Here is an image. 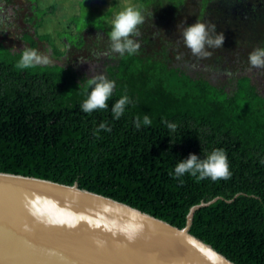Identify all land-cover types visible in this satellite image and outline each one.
<instances>
[{"label":"trees","instance_id":"16d2710c","mask_svg":"<svg viewBox=\"0 0 264 264\" xmlns=\"http://www.w3.org/2000/svg\"><path fill=\"white\" fill-rule=\"evenodd\" d=\"M151 1H145L139 35L133 36L143 41L138 51L103 63L106 78L116 81L106 109L81 110L88 91L84 85L94 76L73 65L83 63L79 58L101 61L100 46L81 53L85 39H65L70 46L65 43L60 51L50 44L51 54L65 66L35 63L19 69L21 53L36 47L34 36L22 28L19 39L28 47L0 52V171L77 182L178 227L185 225L192 205L215 198L194 210L190 232L236 264H264V94L251 75L241 73L251 70L264 78V68L248 61L250 52L264 47V0ZM0 2L6 9L12 3L18 22L35 19L13 0ZM40 4L34 7L42 14ZM153 15L159 17L155 26ZM239 16L244 17L242 32L226 36ZM194 22L204 23L212 37H224L219 47L205 45L210 56L193 55L184 43L182 32ZM34 32L38 41L48 39ZM192 66L239 74L233 84L227 81L232 76L225 77L222 83L234 85L228 92ZM122 95L130 103L114 119L111 106ZM145 115L150 125L142 123ZM137 117L140 128L133 123ZM164 120L176 124L175 131ZM101 122L109 130L99 129ZM216 148L227 154L229 178L170 175L189 153L206 158Z\"/></svg>","mask_w":264,"mask_h":264},{"label":"water","instance_id":"95a60500","mask_svg":"<svg viewBox=\"0 0 264 264\" xmlns=\"http://www.w3.org/2000/svg\"><path fill=\"white\" fill-rule=\"evenodd\" d=\"M77 182L0 171V264H236L190 232Z\"/></svg>","mask_w":264,"mask_h":264},{"label":"rangeland","instance_id":"374dc122","mask_svg":"<svg viewBox=\"0 0 264 264\" xmlns=\"http://www.w3.org/2000/svg\"><path fill=\"white\" fill-rule=\"evenodd\" d=\"M16 4L21 5L22 10H26L27 13H34L35 19L26 24L24 22H18L19 19L18 12L12 18L11 13L13 12L12 3L7 5L6 3L0 2V39L3 40V43L9 47H3L4 44L0 45V52L3 54L11 53L13 51H18L20 48L28 47V43L21 41L19 39L20 30H28L36 40V47L32 50H35L37 54L41 57V61L37 63H57L65 66L63 60L55 58L51 54V45L53 44L59 51L63 47V44L66 43V40L75 39L79 35H82L86 38L85 45L82 46L78 51L85 52V47L95 48L100 46L103 51L99 54L103 55L100 60L88 61L79 58L83 63L80 65L76 60L73 65L88 76H96L98 74H103L105 77V65L114 64L119 60L120 54L114 52L111 48V41L108 33L110 32V21L114 14L123 10L125 7L132 6L138 11L143 10L145 1L149 2L150 0H13ZM3 2V1H2ZM154 0L151 1L153 3ZM35 3L42 4L44 9L42 14L36 12ZM40 4V5H41ZM147 5V4H146ZM21 14V12H19ZM158 18L155 15L151 17V25L155 26L158 24ZM11 22V23H10ZM36 24V28L33 26ZM38 31L42 35L48 36V39L43 41L36 38L34 30ZM84 31V34H83ZM154 34V33H153ZM151 35V34H150ZM45 37H43L44 39ZM46 39V38H45ZM66 39V40H65ZM135 41L143 43L140 38ZM69 45V43H66ZM70 46V45H69ZM31 49V48H30ZM80 53V54H81ZM74 56H71V59L74 60ZM104 63V64H103ZM191 71H201L203 76L206 78H212L214 84L224 85L228 92H231L232 86L227 83H222L226 80L225 77L232 79H227L230 84H233V78L239 74V71L235 70L229 75L217 72H209L207 68H197L192 66ZM185 70L189 72V69L186 67ZM241 73H246L251 75V81L256 86L258 92L264 94V78L260 74H252L251 70H241ZM235 80V79H234Z\"/></svg>","mask_w":264,"mask_h":264},{"label":"clouds","instance_id":"9594fccd","mask_svg":"<svg viewBox=\"0 0 264 264\" xmlns=\"http://www.w3.org/2000/svg\"><path fill=\"white\" fill-rule=\"evenodd\" d=\"M142 21L143 16L140 11L132 6L125 7L123 10L114 14L110 21V32L108 33L111 41V48L114 52L123 56L125 53L133 55L138 51L140 45L138 41L133 39V36L139 35L137 26L141 24ZM79 36L86 40L82 35ZM182 36L185 45L190 48L192 54L203 57L211 55V52L206 50L205 45L209 47H219L222 45L224 39L222 34L212 37L205 24L201 22L188 24L184 28ZM76 38L77 37H75V39L70 38V40L74 41ZM40 61L41 57L35 50L26 49L17 60L16 67L19 69H26L33 67L35 63ZM248 61L252 67L264 68V47H258L250 52ZM115 86L116 81L107 79L103 74H98L88 79L84 85L85 89H88V91L86 92V98L80 104L81 110L85 113H90L95 109L108 108L107 102ZM129 103L130 99L127 95L120 96L111 106L113 118L119 119L124 112L125 106ZM133 123L136 128L141 127L139 117L135 118ZM142 123L144 125H150L152 121L149 116L145 115ZM163 123L172 131H175L177 127L176 124L169 123L167 120H164ZM98 128L109 130L104 122H101ZM186 173L198 180L204 178H210L212 180L229 178L231 172L229 170L228 157L225 150L222 148L213 149L206 158H201L196 153H189L186 158L176 163L174 171L170 173V175L180 178Z\"/></svg>","mask_w":264,"mask_h":264},{"label":"flooded vegetation","instance_id":"af4514ba","mask_svg":"<svg viewBox=\"0 0 264 264\" xmlns=\"http://www.w3.org/2000/svg\"><path fill=\"white\" fill-rule=\"evenodd\" d=\"M252 15L255 17L256 13H253ZM242 19H244V17L242 18V16H239V19L238 18L234 19V21L230 25L228 31H226L227 32L226 36L230 33V31H233L235 33L242 32V30H243ZM252 31H253V29H252ZM231 48H243V46H229V49H231Z\"/></svg>","mask_w":264,"mask_h":264}]
</instances>
